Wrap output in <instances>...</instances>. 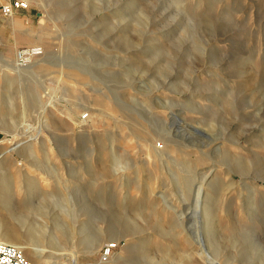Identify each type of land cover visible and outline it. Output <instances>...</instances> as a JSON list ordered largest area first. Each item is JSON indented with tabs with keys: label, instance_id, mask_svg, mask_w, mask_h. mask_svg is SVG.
Listing matches in <instances>:
<instances>
[{
	"label": "rangeland",
	"instance_id": "374dc122",
	"mask_svg": "<svg viewBox=\"0 0 264 264\" xmlns=\"http://www.w3.org/2000/svg\"><path fill=\"white\" fill-rule=\"evenodd\" d=\"M21 1L0 221L29 264H264V0Z\"/></svg>",
	"mask_w": 264,
	"mask_h": 264
},
{
	"label": "bare ground",
	"instance_id": "6f19581e",
	"mask_svg": "<svg viewBox=\"0 0 264 264\" xmlns=\"http://www.w3.org/2000/svg\"><path fill=\"white\" fill-rule=\"evenodd\" d=\"M10 16H8V17H10ZM10 20H12V19H10ZM41 22H42V20H41ZM12 24L13 25H17V27L21 25L18 21L15 22L13 20H12ZM18 36H19V34H18ZM28 49H32V50L38 51V53H39V47L38 46H33L32 48H28ZM17 53H18V50L16 51V54H15V60H14L15 64H14V61H11L10 59L0 58L1 62H2V66L5 68V71H12V72H15V73H20L23 70H25V68H29V66L27 64L30 61L32 54L30 55V58H28V60L24 63V62H20L18 60ZM37 54H35V55H37ZM35 55H33V56H35ZM5 77H6V75H5ZM6 129H7L6 124L3 122V120L0 119V131H2L4 134H6L8 132ZM25 131H26V128H25ZM2 142H3V140H0V143H2ZM12 151H13V148H11V149L8 148V149L5 150L6 153H10ZM1 183H3V182L1 181ZM0 205H1V207H3L2 209L7 208V212H8L9 215L13 212V210L9 207V205L7 204V202H6V200L4 198H1ZM7 205H8V207H7ZM6 221H7V219L3 220V221H0V242H4V243H8V244L14 245V246L18 247L19 249H21L23 254L26 253V250L21 245V243L16 241L17 238H18V235H19L16 232V229L13 226L9 225ZM31 233H32V229L28 227V229H26V232L23 235L28 236L29 240L33 241V243H34L36 241V239H35V237L33 235H31ZM99 239L100 238H96V239H94L92 241V243L90 242L91 244H90V246H88L89 250H87L89 253L95 248V245L98 244ZM113 241H114L113 244H107V246H115L117 241L116 240H113ZM35 247L36 246H34L33 248H35ZM31 254H33L34 257L37 256V255H35L36 252H31ZM71 263L72 264H77L75 256H72Z\"/></svg>",
	"mask_w": 264,
	"mask_h": 264
},
{
	"label": "built area",
	"instance_id": "2783aa9c",
	"mask_svg": "<svg viewBox=\"0 0 264 264\" xmlns=\"http://www.w3.org/2000/svg\"><path fill=\"white\" fill-rule=\"evenodd\" d=\"M27 8V3L21 0H12L5 4L0 5V12L3 16H10L15 10H23ZM38 51L32 49H19L18 50V60L20 62H26L30 55L37 54ZM31 56V57H32ZM113 246H107L103 252L102 257L106 258L110 253ZM0 264H29V262L24 257L21 249L18 247L0 242Z\"/></svg>",
	"mask_w": 264,
	"mask_h": 264
},
{
	"label": "crops",
	"instance_id": "0c3cea01",
	"mask_svg": "<svg viewBox=\"0 0 264 264\" xmlns=\"http://www.w3.org/2000/svg\"><path fill=\"white\" fill-rule=\"evenodd\" d=\"M12 15H14V14L12 13ZM14 17H15V16H14ZM7 19H8L7 22H4V23H1V24H0V35L2 36V38H1V40H0V45H1L2 47H5V48L9 47L12 51H17V50H18V49H17V45H18L20 42H22V39H21L20 37L15 36V35L13 34V42L9 43L10 38L8 37V35H7L6 32L9 31L11 28H12V29L16 28L17 25H13V24H12V20H10V19H12V16H10V17L7 18ZM15 19H16V17H15ZM21 25H22V24H21Z\"/></svg>",
	"mask_w": 264,
	"mask_h": 264
}]
</instances>
